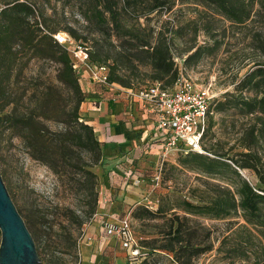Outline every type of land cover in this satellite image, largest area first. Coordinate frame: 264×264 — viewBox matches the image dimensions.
<instances>
[{"label": "trees", "instance_id": "1", "mask_svg": "<svg viewBox=\"0 0 264 264\" xmlns=\"http://www.w3.org/2000/svg\"><path fill=\"white\" fill-rule=\"evenodd\" d=\"M58 2L62 3L60 15ZM2 4L5 8L0 15V45L6 57L18 58L19 53H29V61H50L57 66L55 79L58 86L49 88L60 95V101L52 104L53 114L45 111L51 101L47 105L44 93L35 85L32 97H29V116L19 118V125L27 133L29 154L59 177L69 167H78L87 188L94 193V204L87 212L88 220L97 211L99 176L93 168L103 159V147L94 128L80 115L86 95L74 68L72 54L68 45L60 44L54 35L66 32L87 50L92 64L107 65L112 84L134 89L135 79L131 72L140 66L148 67V70H143L145 78L138 83L159 82L168 89L180 76L171 48L185 45L179 54L188 55L185 62H189L203 47L197 46L196 40L189 45L191 40H184L175 25L168 31H155L143 28L140 20L149 22L152 15L162 17L177 5L202 6L205 9L201 14L220 16L232 25L243 27L252 39L254 49L259 51L250 63L249 71L236 81L235 92L227 93L224 100H215L212 112L235 109L247 119L248 128L245 140L240 144L241 151L236 154V160H231L240 171H253L264 186V0H5ZM207 34L210 36V32ZM109 50L114 52L109 53ZM135 62L139 65L135 66ZM30 78L37 76L32 74ZM5 95L6 90L0 83V101ZM9 101L7 99L3 106ZM44 121L57 122L60 130L51 131L49 126L43 125ZM187 154L189 160L181 163L193 170L214 174L217 166L232 168L218 155ZM233 171L238 179L235 185L206 180L209 190L197 194L198 189H192V196L199 203L183 200L177 206L183 215L177 211L168 214L163 208L153 211L147 206L134 210L135 219L162 221L154 225L156 230L149 232L153 238L139 240L148 252L142 264H151L149 256L161 254L170 256L176 264H196L198 258L212 252L215 249L213 228L199 222L197 217L228 220L226 225L230 234L220 241L218 253L231 244L234 257L249 261L256 259L255 264H264V187L255 188L240 171ZM239 214L245 223L234 220ZM40 220L44 225L54 222L49 219L48 212ZM84 224L85 221H78L80 228ZM69 235L73 237L71 233ZM244 236L258 241V253L251 252L248 245L237 243ZM36 247L43 264H56L58 258L48 245L40 242Z\"/></svg>", "mask_w": 264, "mask_h": 264}, {"label": "rangeland", "instance_id": "2", "mask_svg": "<svg viewBox=\"0 0 264 264\" xmlns=\"http://www.w3.org/2000/svg\"><path fill=\"white\" fill-rule=\"evenodd\" d=\"M0 1L4 3L5 0ZM61 7L62 3L58 2V15ZM204 9L194 4L177 5L169 14L163 13L162 17L152 15L149 22L142 19L140 24L143 28L149 27L155 31H168L175 25L174 28L179 29L178 34L183 36L184 40L189 42L191 40L189 45L196 40L197 46H202L203 49L189 62H185L188 55L179 54L185 45L180 44L171 48L179 72L194 85L210 89L215 95V100H224L227 93L235 92L236 81L249 71L252 65L250 63L259 51L254 49L253 41L243 27L232 25L220 16H205L200 13ZM62 33L66 34V32ZM67 48L72 50L69 46ZM112 52L114 50H109V53ZM18 56V58H7L6 52L0 45V83L6 90L5 99L0 101V174L35 243L42 242L48 245L50 251L55 252L58 258L56 264H79V244L85 226L94 218L87 219V212L94 204V193L87 188L88 184L78 167H69L66 173H62L59 177L45 164L32 158L29 154L27 133L19 125L21 115L29 116V97H32L35 85H38L39 90L44 93L46 104L51 101V105L45 111L53 114L51 111L54 102L60 101V95L49 88L58 86L55 79L57 66L50 61L38 59L29 61V53H19ZM121 63L132 67L129 63ZM134 65L139 64L135 62ZM143 70H148V67L139 66L137 71L133 68L131 72L135 79L134 89L150 83L149 81L138 83L145 78ZM32 74L37 78H30ZM79 77L81 80L80 73ZM7 99L10 100L9 104L3 106ZM247 122V119L239 115L235 109L224 112L214 111L208 120L204 148L211 155L221 156V161L240 171L231 159L238 158L236 154L241 151L240 144L245 140ZM43 125L49 126L53 132L60 130L57 122L44 121ZM211 146L214 148L211 149ZM184 160H189L188 154L181 151H173L167 156L161 152L155 153L139 168L143 172L141 175L143 182L139 186L141 188L137 189L138 201L124 211L121 208L124 202L118 204L119 217H130L139 240L153 238L154 236L149 232L156 230L154 225L162 221L135 219L133 212L137 207L147 206L152 202L156 207L153 211L163 208L168 214L177 211L183 215L184 213L177 206L181 205L183 200L198 204L199 201L192 196L191 191L198 189L197 194H199L203 190H209L206 180L229 186L235 185L238 181L233 169L226 165L217 166L214 174H207L185 167L181 163ZM74 163L72 161V164ZM240 172L255 188L264 187L253 171L246 169ZM100 190L99 180L96 192L99 193ZM98 204L99 195L97 207ZM47 212L49 219L54 222L44 225L40 217ZM197 219L213 228L215 249L198 258L196 264L256 263V259L249 261L234 257L231 244L226 246L225 251L217 252L220 241L230 234L226 225L228 220L206 217H197ZM80 220L85 221L81 228L78 226ZM234 220L241 224L245 223L240 214ZM70 233L73 237L69 235ZM237 243L248 245L251 252H259V243L255 239L250 240L244 236ZM258 258L261 259L260 256ZM149 260L151 264H176L170 256L162 254L149 256Z\"/></svg>", "mask_w": 264, "mask_h": 264}, {"label": "crops", "instance_id": "3", "mask_svg": "<svg viewBox=\"0 0 264 264\" xmlns=\"http://www.w3.org/2000/svg\"><path fill=\"white\" fill-rule=\"evenodd\" d=\"M80 75L86 95L80 115L94 128L103 147V159L93 169L100 180L99 204L79 244L80 264H137L130 263L115 237L104 233L103 223L120 218V202H124L121 206L124 211L138 201L143 181L140 178V182H134L133 179L142 175L140 166L155 153L167 156L173 150L165 148L154 120L130 101L122 86L96 84L87 67L82 68ZM127 172L128 177L125 176Z\"/></svg>", "mask_w": 264, "mask_h": 264}, {"label": "built area", "instance_id": "4", "mask_svg": "<svg viewBox=\"0 0 264 264\" xmlns=\"http://www.w3.org/2000/svg\"><path fill=\"white\" fill-rule=\"evenodd\" d=\"M4 8L0 2V15ZM54 38L72 49L69 51L78 74L83 67H87L93 82L102 87L113 85L109 82L107 65L92 64L87 50L67 34L57 33ZM124 90L130 101L154 120L155 129L163 137L166 149L210 156L203 146L208 120L213 113L212 106L215 102V95L210 89L194 85L180 73L172 88L167 89L161 83L154 82L137 89ZM125 176L128 177V172ZM140 178L138 175L133 180L140 182ZM147 207L151 210L156 209L152 202ZM103 231L107 236L115 237L120 242L130 263L142 262L148 256L147 250L140 245L129 216L105 221Z\"/></svg>", "mask_w": 264, "mask_h": 264}, {"label": "water", "instance_id": "5", "mask_svg": "<svg viewBox=\"0 0 264 264\" xmlns=\"http://www.w3.org/2000/svg\"><path fill=\"white\" fill-rule=\"evenodd\" d=\"M0 264H43L35 240L0 174Z\"/></svg>", "mask_w": 264, "mask_h": 264}]
</instances>
